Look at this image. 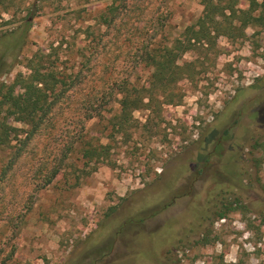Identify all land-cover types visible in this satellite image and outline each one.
Wrapping results in <instances>:
<instances>
[{"label": "rangeland", "instance_id": "rangeland-1", "mask_svg": "<svg viewBox=\"0 0 264 264\" xmlns=\"http://www.w3.org/2000/svg\"><path fill=\"white\" fill-rule=\"evenodd\" d=\"M17 1L23 2L21 11L14 9L17 18L29 21L20 59L64 36L67 67L79 46L91 54L99 42L93 59L120 76L146 21L168 11L159 37L165 43L202 12L201 0H126L116 32L95 23L109 1ZM87 26L93 33L88 37ZM245 35L235 41L220 37L215 63L203 60L204 75L179 84L183 98L164 106L162 118L146 124L148 113L134 112L143 127L130 131L131 137L107 138L106 120L88 124L87 138L111 144L114 167L104 163L92 170L75 154L49 187L33 194L34 171L50 150L45 141L37 144L1 195L0 217H12L14 224L28 199L33 202L18 233L0 235L1 255L13 253L8 264H264V161L257 165L264 158V29L247 28ZM196 59L202 61L197 51L183 57ZM101 71L95 69L91 87L108 77ZM19 72H27L23 64L0 81L9 83ZM148 76L149 69H137L130 80L141 85ZM111 106L117 113L119 105ZM230 143L236 147L234 165L233 153L226 152ZM222 211L227 216L217 218Z\"/></svg>", "mask_w": 264, "mask_h": 264}, {"label": "trees", "instance_id": "trees-1", "mask_svg": "<svg viewBox=\"0 0 264 264\" xmlns=\"http://www.w3.org/2000/svg\"><path fill=\"white\" fill-rule=\"evenodd\" d=\"M100 1H109V4L98 9L95 23L105 30L117 32L121 14L128 7L127 1ZM200 2L202 12L197 20L165 43L159 37L168 21V11L146 21L129 45L133 57L126 75L123 73L120 76L116 75L117 72L108 73L106 62L93 59L99 42L97 47L93 45L91 54L85 52L86 45L79 46L73 65L67 67L64 62V36L57 45L49 44L47 48L37 49L30 57L20 59L21 50L27 42L29 21L22 23L23 19L17 18L14 9L21 11L19 6L23 2L0 0V78L19 64L27 70L26 73H17L9 83L0 81V155H5V159L0 160V200L12 179L16 178L17 166L34 152L37 144L44 141L50 145V150L41 157L34 171L33 194L49 187L64 172L69 159L75 154H78L77 161H81L83 166H93L92 170L104 163L114 167L111 144L101 143L100 137L96 143L92 142V137L87 138L91 121L106 120L111 127L107 138L121 135L123 141L125 134L131 137L130 131L143 127L134 119V112L148 113L146 124H150L162 118L164 106L179 104L183 98L179 84L204 75L205 62L215 63L220 55V37L243 40L247 28L264 29V0ZM3 14H8L10 19L3 20ZM147 27H150L149 33ZM89 29L87 26L83 31L86 37L93 34L89 33ZM191 51H197L202 61H183L184 55ZM6 57L10 58L9 63L4 61ZM98 67L102 69V74L107 71L108 77L101 79L98 86L91 87L90 78ZM137 69H149L147 81L141 85H134L130 80L131 72ZM114 102L119 105L115 114L111 106ZM65 109L69 113L64 114ZM262 148L264 151V145ZM263 161L264 158L257 160V165ZM78 183L79 178L75 181V184ZM32 203L28 199L24 213L16 217L15 224L12 217H0V235L9 231L16 235ZM225 216L227 212L222 211L217 218L224 219ZM261 217V224H264V212ZM247 225L253 228L255 224L248 221ZM2 250L0 248V264H8L13 253L2 256Z\"/></svg>", "mask_w": 264, "mask_h": 264}, {"label": "flooded vegetation", "instance_id": "flooded-vegetation-1", "mask_svg": "<svg viewBox=\"0 0 264 264\" xmlns=\"http://www.w3.org/2000/svg\"><path fill=\"white\" fill-rule=\"evenodd\" d=\"M230 146H231V147H230ZM229 147H230L231 149H229ZM229 151H230L231 153H233V161H234V155L236 154V147H235L234 145H232V143H230V144L228 145V148H227V151H226V152L229 153Z\"/></svg>", "mask_w": 264, "mask_h": 264}]
</instances>
